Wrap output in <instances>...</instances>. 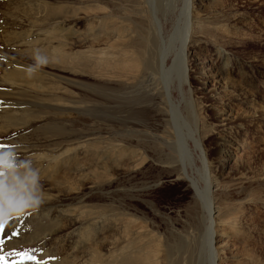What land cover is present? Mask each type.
<instances>
[{"label":"rangeland","instance_id":"obj_1","mask_svg":"<svg viewBox=\"0 0 264 264\" xmlns=\"http://www.w3.org/2000/svg\"><path fill=\"white\" fill-rule=\"evenodd\" d=\"M105 1L114 13L107 23L128 28L146 8L154 18L144 4ZM96 5L0 0V93L36 108L27 116L17 106L16 121L5 112L0 118V144L11 146L0 151V217L12 214L9 222L0 219V264L122 263L130 215L162 236L164 264H211L210 224L200 211L209 181L220 211L212 213L215 264H264V0H194L195 46L185 53L190 76L182 86L174 73L168 79L176 123L165 105L163 74L155 71L154 43V79L131 82L107 73L128 53L114 49L112 58L106 41L96 43L103 30ZM182 7L183 0L158 1L166 46ZM181 26L167 68L187 30ZM148 98L154 105L145 104ZM147 105L150 112L127 117ZM174 139L172 151L167 143ZM159 145L173 157L174 172L160 163ZM132 151L144 159L127 171ZM141 187L148 191L130 197Z\"/></svg>","mask_w":264,"mask_h":264},{"label":"bare ground","instance_id":"obj_2","mask_svg":"<svg viewBox=\"0 0 264 264\" xmlns=\"http://www.w3.org/2000/svg\"><path fill=\"white\" fill-rule=\"evenodd\" d=\"M96 1H97L96 9H98V13L101 14L100 16H101V23H102V29H103L100 33H97V32H96L97 34L95 33L96 43L98 44V42H101L102 40L106 41L107 48H109V53H111V50H112V56H111L112 58H114V53H115V55L118 54V52H116V51H119V52L122 51L124 53H128V56L126 57V60H124V61L122 60V63H119V60L117 61V63H118L117 65L118 66L115 63H112L111 66H108L109 69H110V72H107V73L115 74L114 77H116V76L125 77L126 79H129L131 82H133V80H135V79H138V77L139 78L144 77L145 81H147L146 78L154 79V76L157 75V74L154 75V73L152 72L153 70H155L154 69L155 68L154 67L155 63L153 61L154 57L152 58V55H151V47H152V44L154 43L155 48H156V52H157L156 53V65H157V67H156L155 71L158 72V74H160L159 76H162V74H163L164 78L162 77V78H160V80H161V82H163V80H165L164 84H165V87L167 89V99H168V100H166V102L169 103V104L167 103L165 105L167 106V110L170 109V111L172 113L171 116L174 119V122L176 123L175 117H176L178 111H177V106H174V103H171V96L172 95H171V92H170V86H169L170 83L168 82V79H170L169 78L170 75L174 73L175 75H177V79H179V81L181 80L180 84L182 86L183 82H185V81L187 82V80H188V78L190 76V67H189V64L186 63L185 53L188 54L190 49H192V47L195 46V41L192 40L191 29L189 30L190 21L192 19L193 11H194V8H195L194 7V0H183V7L181 8V11L179 13V16L177 18V22L174 24V26L172 28L173 29V33H172L171 38L168 39L169 40V45H167V46H166V41L164 40V37H163V34H164L163 25H162L160 19L158 18L157 12H156L157 11L156 7H157V4H158L159 0H126L125 2H128L129 6L130 5H138L139 6V5H142V4H144L143 5L144 8L149 6L150 8L153 9V15H154V18H155V20H153L154 18L152 19V16L150 15V13H149L147 8L144 9V10L140 9L141 11H143L146 14L143 15L142 19L140 17H138L140 19V21H131L132 26L129 25L128 28H126V26H122L121 25L122 23L120 24L121 26L120 25H116L114 23H107L110 20H108L106 18L110 17L111 14H114L113 12H111L107 8L108 6H106V5L109 4V2H106V1L104 2V0H96ZM102 3L106 7H103ZM115 4H117V3H115ZM139 13H141V12H139ZM147 14L150 15L151 18ZM182 24H184L185 27L187 26L186 27L187 30L185 29L186 32H185V34H183L184 37H183V41L181 43L179 52L175 54V58L172 61V65L169 68H167V60L171 56V53L173 51L170 48V46L172 44L174 45L175 41L178 40L179 36H181L180 34H181V29H182L181 25ZM132 32L134 33V36H131ZM160 43H161V47H160ZM114 49L116 51H114ZM14 62L15 61L13 59V63ZM13 63H11V64L12 65H14V64L17 65V63H14V64ZM5 64H7V63H5ZM106 66H107V64H106ZM86 67H87V65L85 66L83 72H85ZM108 67L105 68L102 65V70L107 71ZM98 68H99V66H96L97 70H98ZM109 69H108V71H109ZM187 69H188V73H187ZM95 78H97V77H95ZM98 78H100V77L98 76ZM25 81H26V79H25ZM100 81H101V79H100ZM22 82H24V81H22ZM27 82H28V80H27ZM16 86H18V85H16ZM135 88H137V87H135ZM10 90L11 89H9V91ZM10 93H13V92L10 91ZM140 94L142 95V93H140ZM147 94H148V91H147ZM13 95H15V94H13ZM163 95L165 96V94H163ZM3 96H4V94H3ZM3 96H1V93H0V118L3 117L2 114H3V112H5V114L8 115L7 118L10 121H16V120L20 119V118L16 117V115L14 114L15 112H17V109H16L17 106H22L23 107L22 111L25 113V115L29 116V115L33 114L34 110H32V109L34 107H33V104H31L30 102L18 103L19 101L18 102L14 101L15 99H17V98H15L16 96L14 97V99H12L11 96L8 99L4 98ZM148 96H149V94H148ZM24 98H26V97H24ZM141 98H144L143 95H142V97H139L137 99V101L138 102L141 101ZM151 98L153 99V96ZM149 100L150 99L148 98L145 101L146 102L145 104L154 105V103H152L151 101L149 102ZM161 103L163 104V102H161ZM15 104H17V105H15ZM136 104H138V103H136ZM191 105H192V103H191ZM138 108L139 107L134 108V110L136 112H132L131 111V112H129V114L127 112V114H128L127 117H129V115H133L134 117H137V116H139V115H136L138 113H140V114L142 113V114L145 115L146 113L150 112L149 110L152 107L147 105V106H144L141 110H139ZM34 109H36V108H34ZM84 110H86V109H84ZM163 110H164L163 112L166 115L167 114V110L165 108ZM190 115L192 117V110L191 109H190ZM38 117H40V116H38ZM140 118L144 119L145 117L142 116ZM119 119H121V118H119ZM27 120L30 121V119H27ZM169 121L170 120L168 119V122ZM0 123H1V120H0ZM145 124H147V123H145ZM145 124H142V126H145ZM147 125H150V124H147ZM199 126L201 127V125H199ZM154 131H156V129H154ZM167 145L172 150L171 146L176 145L175 139H174V141H171V142L167 143ZM30 146H31L30 144H27L26 148L28 149V147H30ZM159 148L160 149H159V153H158L159 156L158 157H159V159H161L160 163L166 164V166L172 168V170H173L172 172H174V170H176V169H175V166H174V162L171 161L173 157L171 155H169V154L168 155H164L162 153L163 152L162 151L163 146H160ZM10 154H11L12 158L14 159L16 157L17 153H13L12 151H10ZM175 156H176V154H175ZM140 159H142V160L144 159L142 157V154L134 155V151H132V155L128 158L127 171H130L132 168L138 167L141 164V162H142V161H140ZM121 164H122V162L119 163V166ZM119 166L117 165L115 168H117ZM207 167H209V166H207ZM102 168H103L102 171H104L108 175L109 174L108 171H110V170H108L109 168H107L106 166H103ZM185 175L190 179V182H192V176L188 175V171L186 170V168H185ZM208 183H206L207 184L206 185L207 186V193L210 194V195L208 196V201H202L201 204H203V205H202L200 211H201L202 216L210 224L209 232L207 234V241L210 244V246H209L210 249H211L210 256L213 257L212 260H211V264H215V258L218 256V252L219 251L217 249H215V248L213 249V246H212L213 240L215 239L214 238V233L215 232L213 231V225L217 224V221L212 218V213H217V212H220V211H217V212L214 211V207H213V205H214L213 200L214 199L213 198H209L211 196V192H210V188H211L210 184H211V182H210V184H208ZM194 186H195V183H194ZM194 190H196V189H194ZM145 191H148V188H144V187H141V189H137V188L133 189L132 188L131 191H130L131 192L130 193V197L134 196V192H141L139 196H142ZM199 193H200V191H199ZM200 195H201V193L199 194V196ZM203 195L204 194H202V196ZM128 205H130V203H128ZM223 214H225V213H223ZM127 218H129V217H127ZM0 219H1V223L2 222L3 223L9 222L12 219V214H7V215L4 216L3 213H2ZM128 221H130V224L129 223H128L129 225L127 223L126 224L128 225V227L129 226L130 227L128 229H126V230L129 231V232L127 231L126 255H125L124 261L122 263H120L119 261H116L115 264H164V262H163V254H162V243L164 242V240L162 239V236H159L158 234H155V233H154V235H152L153 231H151L150 225L147 223L145 218L142 219V222H141L140 225L138 223V220H137L136 216H134V215H130V220L128 219ZM221 222H223V221H221ZM7 224H9V223H7ZM7 224H2V225L6 226ZM227 224L231 225V224H234V222L228 221V222H226V225ZM186 236L187 237L188 236L193 237L192 231H189ZM182 237L185 238L184 236H182ZM88 239H89V237H88ZM117 244H119V243H117ZM113 247H114V245H113ZM115 249L118 251L117 247ZM119 249L121 251V248H119ZM114 252L116 253V251H114ZM116 254H118V253H116ZM120 257H122V255H120ZM136 258H138L141 263H138L135 260ZM172 264H182V263H179L178 261H175Z\"/></svg>","mask_w":264,"mask_h":264},{"label":"snow or ice","instance_id":"obj_3","mask_svg":"<svg viewBox=\"0 0 264 264\" xmlns=\"http://www.w3.org/2000/svg\"><path fill=\"white\" fill-rule=\"evenodd\" d=\"M9 147H11V146L10 145H6V144H0V151H2L4 149H7ZM4 163H5V161H4L3 157L0 156V176L4 175V173L2 171ZM2 198H3V188H2V186H0V199H2ZM27 258L28 259H32L31 257H27Z\"/></svg>","mask_w":264,"mask_h":264}]
</instances>
